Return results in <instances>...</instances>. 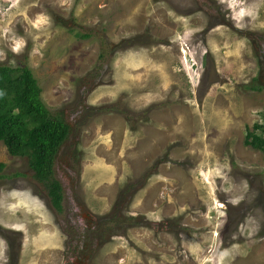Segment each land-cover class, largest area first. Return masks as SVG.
Segmentation results:
<instances>
[{"label": "rangeland", "instance_id": "rangeland-1", "mask_svg": "<svg viewBox=\"0 0 264 264\" xmlns=\"http://www.w3.org/2000/svg\"><path fill=\"white\" fill-rule=\"evenodd\" d=\"M2 64L70 137L62 212L0 142V264H264V0H0Z\"/></svg>", "mask_w": 264, "mask_h": 264}, {"label": "trees", "instance_id": "trees-1", "mask_svg": "<svg viewBox=\"0 0 264 264\" xmlns=\"http://www.w3.org/2000/svg\"><path fill=\"white\" fill-rule=\"evenodd\" d=\"M33 73L27 64L0 65V142L5 143L12 156L28 157L35 180L44 187L51 205L62 212L64 190L56 177L55 166L61 148L70 137V125L62 116L52 114L46 106ZM261 117L263 122L248 130L245 143L264 153V110ZM4 168L5 163H0V178L5 177L1 174ZM118 202H115L111 213L101 217L99 230L101 235L105 234L104 240L120 230V227H113L119 223L120 217L128 226L138 225L135 217L120 213ZM107 223L112 224L108 226ZM115 228L117 230L110 231Z\"/></svg>", "mask_w": 264, "mask_h": 264}, {"label": "flooded vegetation", "instance_id": "flooded-vegetation-1", "mask_svg": "<svg viewBox=\"0 0 264 264\" xmlns=\"http://www.w3.org/2000/svg\"><path fill=\"white\" fill-rule=\"evenodd\" d=\"M82 259H85V260H88L89 258H87V256L85 255V254H82L81 256H80Z\"/></svg>", "mask_w": 264, "mask_h": 264}]
</instances>
